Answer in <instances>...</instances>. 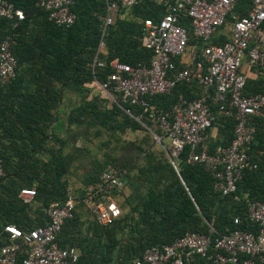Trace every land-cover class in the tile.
Instances as JSON below:
<instances>
[{
    "label": "trees",
    "instance_id": "1",
    "mask_svg": "<svg viewBox=\"0 0 264 264\" xmlns=\"http://www.w3.org/2000/svg\"><path fill=\"white\" fill-rule=\"evenodd\" d=\"M8 1L22 10L24 19L0 17V43L10 37V49L17 61L15 77L8 83L0 82V160L3 168L0 231L6 224H15L22 230L45 225L47 216L42 209L65 200L68 193H72L77 201L74 214L65 221L59 243L64 247H77L65 236V229L81 214L91 217L82 202L84 188L94 183L109 164L127 171V190L138 198V204L131 208L136 215L132 225L137 231L134 242L125 247L123 258L115 260L116 264H134L146 248L171 244L187 232L210 234L212 231L210 236L214 238L236 228L256 229L248 219L247 204L264 199V110L255 118V133L249 150L256 168L243 171L233 193L223 195L216 191L214 177L203 164L188 162L189 146L180 153L175 168L167 151L156 148L145 132L141 144L136 142L139 153L135 157L122 163L113 162L115 157H109L98 165L96 174H84L86 170L79 156L85 147L77 145V140L88 141L106 135L103 143L110 144L112 139L118 138L109 121L119 114L124 116V125L133 130L146 131L145 127L150 126L139 106L124 102L120 95L113 93L117 100L112 108H100L95 104L94 95L88 99V90L82 85L95 79L105 82L113 72L110 62L115 58L130 65H149L153 53L142 45L143 21L146 18L159 20L166 11L163 4L144 0L128 9L120 7L113 23L105 30V47L97 53L106 0H75L71 9L76 20L68 27L50 21L40 0ZM250 7V0H239L208 43L226 42L230 33L221 29L228 27L235 15H246ZM126 13L140 18V24L123 19ZM180 23L188 31V46H194L199 54L203 43L195 39L190 19L183 17ZM95 57L103 66L93 68ZM174 61L178 68L186 66L180 56L174 57ZM257 69L263 74L256 79H246V94L257 93L264 86V70ZM203 92L204 88L196 82H180L169 93L148 98L156 108L170 112L180 97L192 99ZM234 129L233 116H219L207 129L209 152L230 145ZM155 133L162 138L161 132ZM82 173L85 184L82 190H69L67 177ZM22 188L35 189L31 203L26 204L19 197ZM244 195L247 201L243 200ZM123 215L109 225L93 220L94 224L109 229L105 252L109 256L116 244L112 227ZM211 248L209 254L215 253ZM79 253L77 264H100V257L105 260L102 255L96 259ZM186 264H213V261L195 256Z\"/></svg>",
    "mask_w": 264,
    "mask_h": 264
},
{
    "label": "built area",
    "instance_id": "2",
    "mask_svg": "<svg viewBox=\"0 0 264 264\" xmlns=\"http://www.w3.org/2000/svg\"><path fill=\"white\" fill-rule=\"evenodd\" d=\"M74 1L40 0V4L48 12L50 21L68 27L76 20L71 9ZM142 1L106 0L97 53L105 47V30L113 23L119 8L128 9ZM151 1L163 4L166 11L157 21L151 18L143 21L141 41L153 53L150 64L130 65L115 58L110 62L113 72L107 80L101 83L95 79L93 83L100 90L117 93L124 102L142 109L153 134L156 136L155 132L159 131L169 140L167 152L175 168L180 153L189 146L188 162L203 164L214 177L216 191L223 195L233 193L243 171L256 168L249 150L255 118L264 110V86L257 93H244L247 77L243 66L264 70V0H250L248 13L234 16L228 26L230 38L222 44L208 41L239 0ZM0 17L22 20L24 13L12 2L0 0ZM183 17L190 19L195 39L203 43L199 54L194 46H188V31L180 23ZM176 56L186 64L184 68L176 66ZM184 56H187L186 61L182 59ZM16 66L10 37H7L0 43V82H10L15 77ZM96 66H103L97 57L93 68ZM180 82H196L204 88L203 95L192 99L180 97L170 112L150 103L148 97L167 94ZM226 115L235 120L234 138L230 145L210 153L207 129L219 116ZM2 175L0 160V177ZM126 175L125 169L109 164L94 183L84 188L82 202L96 223L109 225L122 215L119 199L128 191ZM35 195L34 188H22L19 192L26 204L31 203ZM76 202L73 194L68 193L65 200L44 207L46 224L30 230H22L15 224L3 226L0 264H77L78 248L59 243L63 225L72 218ZM247 215L255 230L236 228L214 238L210 236L212 231L210 234L187 232L171 244L146 248L134 264H186L195 256L208 257L213 264H264V199L249 201ZM234 221L239 223L238 218ZM211 247L213 254H209Z\"/></svg>",
    "mask_w": 264,
    "mask_h": 264
},
{
    "label": "rangeland",
    "instance_id": "3",
    "mask_svg": "<svg viewBox=\"0 0 264 264\" xmlns=\"http://www.w3.org/2000/svg\"><path fill=\"white\" fill-rule=\"evenodd\" d=\"M123 19L133 20L140 24V18L135 17L132 13H126L122 16ZM222 32H228V27L221 29ZM60 89V87L57 85ZM85 90H88V99L95 96L96 106L107 109L112 108L113 103L117 100L115 94H110L109 92H104L98 88V86L93 82H85L82 85ZM115 98V100H114ZM136 119V118H135ZM138 120V119H137ZM140 123L141 121L138 120ZM124 116L119 114L109 121L110 127L116 131V136L118 139H112L110 144H104L103 140L107 138L105 135L100 137L91 138L88 141L80 138L77 140V145L83 146L84 151L79 156V161L86 170L84 174H96L98 165L102 164L105 159L115 157L113 162L122 163L123 160L135 157L139 151L137 149V143L141 144V137L147 133L153 140V145L157 148H162L164 151H168L169 140L160 135L162 138L156 134H153L150 128L145 127V130H133L124 125ZM145 132V133H144ZM213 132H215L213 130ZM211 133V132H210ZM63 136V133H62ZM149 139V140H151ZM135 144V145H134ZM44 155V152H43ZM87 177V176H86ZM83 173L80 175L70 174L67 177V185L69 190H74L79 192L84 187L83 183ZM247 201V196H243V200ZM120 204L123 208V217L120 222L114 225L112 235L115 241V248L110 256L106 252L108 239V230L103 229L96 224H94L92 217L88 214H81L78 216L77 220L65 229V236L78 247L81 254H88L91 258H98L103 256L105 260L100 257V264H116V261L120 256L123 258L124 249L127 245L134 242V234L136 230L132 227L135 223V213L131 211V208L136 203L138 204V198L133 197L132 194L127 191L125 197L119 199ZM34 206H31V208ZM111 228V227H109Z\"/></svg>",
    "mask_w": 264,
    "mask_h": 264
},
{
    "label": "crops",
    "instance_id": "4",
    "mask_svg": "<svg viewBox=\"0 0 264 264\" xmlns=\"http://www.w3.org/2000/svg\"><path fill=\"white\" fill-rule=\"evenodd\" d=\"M182 59H184L185 61L187 60V56H184ZM243 72L245 73L247 78H252V79H256L258 78L260 75H262L263 73L257 69V68H248L247 64H244L243 66ZM215 134V132H213V135Z\"/></svg>",
    "mask_w": 264,
    "mask_h": 264
},
{
    "label": "water",
    "instance_id": "5",
    "mask_svg": "<svg viewBox=\"0 0 264 264\" xmlns=\"http://www.w3.org/2000/svg\"><path fill=\"white\" fill-rule=\"evenodd\" d=\"M167 155H168V157H169V159H170L171 157H170V155L168 154V152H167Z\"/></svg>",
    "mask_w": 264,
    "mask_h": 264
}]
</instances>
